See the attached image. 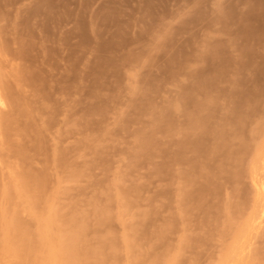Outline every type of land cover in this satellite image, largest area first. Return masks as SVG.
<instances>
[{"label":"rangeland","instance_id":"rangeland-1","mask_svg":"<svg viewBox=\"0 0 264 264\" xmlns=\"http://www.w3.org/2000/svg\"><path fill=\"white\" fill-rule=\"evenodd\" d=\"M263 208L264 0H0V264H264Z\"/></svg>","mask_w":264,"mask_h":264},{"label":"bare ground","instance_id":"bare-ground-1","mask_svg":"<svg viewBox=\"0 0 264 264\" xmlns=\"http://www.w3.org/2000/svg\"><path fill=\"white\" fill-rule=\"evenodd\" d=\"M262 215L264 216V208L262 211ZM18 229L20 230V232L24 233L23 228L19 226ZM76 241H77L76 237L73 238V236H71V238L69 239L68 245L63 248V252L66 254V259H65L64 264H72L76 260V258L79 257L80 252L74 249V244Z\"/></svg>","mask_w":264,"mask_h":264}]
</instances>
